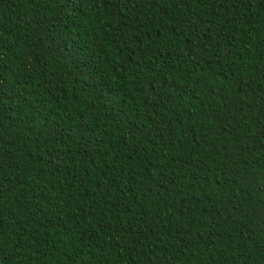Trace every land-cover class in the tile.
<instances>
[{"label":"trees","instance_id":"1","mask_svg":"<svg viewBox=\"0 0 264 264\" xmlns=\"http://www.w3.org/2000/svg\"><path fill=\"white\" fill-rule=\"evenodd\" d=\"M0 264H264V0H0Z\"/></svg>","mask_w":264,"mask_h":264}]
</instances>
